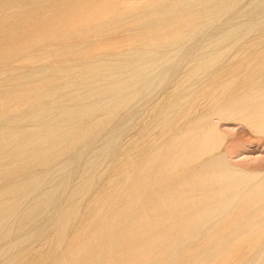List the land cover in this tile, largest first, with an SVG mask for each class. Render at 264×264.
Here are the masks:
<instances>
[{
	"label": "rangeland",
	"instance_id": "1",
	"mask_svg": "<svg viewBox=\"0 0 264 264\" xmlns=\"http://www.w3.org/2000/svg\"><path fill=\"white\" fill-rule=\"evenodd\" d=\"M140 50L153 53L130 66ZM214 57L227 67L202 70L191 87L175 84L194 61L198 72ZM256 59L264 62V0H0V264H160L170 251V264H264V100L224 119L218 112L264 78L224 86L235 61ZM161 64L167 74L143 88ZM99 71L112 73L111 94L88 101L86 84ZM214 84L209 163L184 173L176 115L191 93ZM63 94L87 110L64 121L86 138L44 147L52 172L4 152L12 131L4 117L16 127L11 148H28L27 135L51 120L37 105L60 111ZM12 194L19 198L10 205ZM213 211L221 216L210 229L203 221ZM189 230L196 237L177 246Z\"/></svg>",
	"mask_w": 264,
	"mask_h": 264
},
{
	"label": "bare ground",
	"instance_id": "2",
	"mask_svg": "<svg viewBox=\"0 0 264 264\" xmlns=\"http://www.w3.org/2000/svg\"><path fill=\"white\" fill-rule=\"evenodd\" d=\"M256 4L260 5L261 3L256 2ZM194 32H197V30H195ZM180 40L186 43L188 38L182 37ZM138 52L141 53V56H138L134 61L130 62V66H134V67L141 66L143 59L146 60V58L150 57L151 53H153L150 50H143V51L140 50ZM261 61L263 60L256 59L253 60V62H251V60H245L243 62L241 61L242 62L241 64L239 61H235V64L238 65L239 68L231 70L229 71V73L225 75L226 82L224 83V86H231V85L240 86L242 83L246 82L247 77L248 78L254 77L253 81H255L257 77L260 76L264 77V62ZM196 64H197V60L190 65L187 71H182L181 73L177 74L175 84L183 89L185 88V86L191 87L192 85H194V80H195L193 75L201 74V71L203 70L204 72L208 73L210 76L216 74L219 70L223 69L224 67L226 68L228 65L226 57H214L208 63H204L202 65V69L197 72L195 68ZM158 72H159V77L153 79L151 83L147 81L144 82L143 88L158 84V82H160L162 79L161 77L167 74L168 67L166 65L161 64L159 66ZM189 74H190V79L188 80L185 77H187ZM111 75H112L111 72L99 71L90 79V81L87 82L86 85L90 88L89 89L90 95L88 97V101L95 100V98L98 95L111 94V92L107 91L106 88V80ZM245 75H247V77ZM237 80H240L241 83L237 84ZM259 85L264 86V78H262L259 81L253 82V86L251 88H248L246 90H241L240 92L233 94L232 97H227V99L224 101L226 103V106L221 107L220 108L221 110L218 111L220 112L219 114L221 115L220 118L224 119L222 117L223 115L228 114L230 110L238 109L242 107L245 103L264 100V94L260 97H257V94L255 93V90L256 88H258ZM217 88L218 86H215V84L212 86L208 85L206 88H198L193 93H191L188 102H186V104L183 105L182 107H179L174 124H176V127H178L179 130L183 131L184 135L177 143L175 151L179 159L175 162H176V168L183 170L184 173H187V170L190 171L196 167L199 166L202 167L203 165L205 166V163L207 164L209 163V160H205L204 157H206V155L209 153V146H210L209 142H212L213 140L216 139V133H214L213 131L209 132V126L211 125L209 109L211 105H214L213 103L214 94L216 93ZM252 98H256V99H252ZM56 102L60 103V108H61V110L57 112H54L52 107V105L55 102L43 103L40 104L39 106L37 105V108H40L42 112L50 113L51 120L44 132L38 135L35 134H31L29 136L27 135L28 145L27 144L26 145L29 147L22 150L11 148L10 146L11 144L8 141V139L11 140V138L16 132L15 130L16 127H13L10 124L11 119L9 117L7 116L4 117L5 119H2V122L12 130L10 131L9 134L5 135L4 141L1 144L2 147L4 148V152L10 153L12 155L26 156L28 160L31 162L38 161L49 166L50 161L47 156V150H45L44 147L51 148L56 146L57 143L59 142L61 143L69 142L70 145H75L77 143H80L82 140H84L86 136L81 131H75L74 129H70V127L64 124V121L71 113H74L78 116H85L87 114V110L83 107V103H77V104L70 103L69 96L67 94L61 95ZM156 102L157 101H155V103ZM214 163L219 164L220 162L214 161ZM171 164L172 163H170L168 166H170ZM92 168H94V165H92ZM48 170L49 172H52L54 169L51 166H49ZM62 174L64 177L66 175V172ZM93 177L94 175H92V179H94ZM34 181L38 182V180L37 181L34 180ZM13 186L14 183H10L7 187V190L12 191L13 193L14 192V188H12ZM16 191L21 195L20 190L17 189ZM12 195L13 196H11L8 200L10 205L16 204L19 198L14 194ZM54 198H55L54 192L52 194L51 193L48 194V199H49L48 201L50 202L49 204H52L54 202ZM203 208L204 207H200V211L203 210ZM220 216H221L220 211H213V213L209 215V218L203 221V223L207 224V227L212 229L218 225ZM14 220H15L14 214L8 216L6 219V221L8 222H14ZM188 232H190L189 235L187 237L182 238L177 246L183 247L185 243L188 241V239H193L196 237V231L189 230ZM173 257H174V253L170 251L169 254H167L166 256L160 259V264H170Z\"/></svg>",
	"mask_w": 264,
	"mask_h": 264
}]
</instances>
